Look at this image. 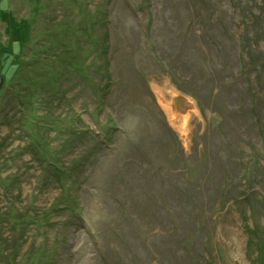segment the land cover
Masks as SVG:
<instances>
[{"label":"rangeland","instance_id":"374dc122","mask_svg":"<svg viewBox=\"0 0 264 264\" xmlns=\"http://www.w3.org/2000/svg\"><path fill=\"white\" fill-rule=\"evenodd\" d=\"M0 264H264V0H0Z\"/></svg>","mask_w":264,"mask_h":264},{"label":"bare ground","instance_id":"6f19581e","mask_svg":"<svg viewBox=\"0 0 264 264\" xmlns=\"http://www.w3.org/2000/svg\"><path fill=\"white\" fill-rule=\"evenodd\" d=\"M169 94H173L172 92H169ZM173 97L175 96V93L172 95ZM174 100V99H173ZM161 101V100H160ZM170 105H171V103H170ZM186 107H189L190 106V104L186 101L185 102V104H184ZM163 108H164V110L171 116L172 115V111L170 110L171 109V106H169V105H166L165 104V106H163ZM175 116V115H174Z\"/></svg>","mask_w":264,"mask_h":264}]
</instances>
